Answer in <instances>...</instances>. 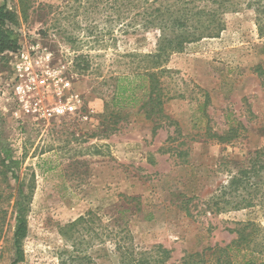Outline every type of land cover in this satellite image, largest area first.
<instances>
[{"label":"rangeland","instance_id":"374dc122","mask_svg":"<svg viewBox=\"0 0 264 264\" xmlns=\"http://www.w3.org/2000/svg\"><path fill=\"white\" fill-rule=\"evenodd\" d=\"M5 3L15 48L0 61V151L19 180L2 191L11 204L20 192L30 200L19 264H93L91 235L81 241L68 233L90 211L118 219L114 226L127 227L139 250H170L168 264H184L189 254L214 264L208 249L230 245L240 224L264 227V171L262 204L236 211L212 201L264 149V0H238L218 38L171 57L158 85L164 111L154 116L144 85L155 81L134 72L145 65L137 56L154 52L157 31L134 33L129 20L115 23L93 9V0ZM31 83L20 98L15 87ZM120 85L124 96L116 94ZM68 103L77 110L56 113ZM215 134L235 136L221 142ZM8 203L0 264L15 260ZM109 248L98 264H119ZM232 256L235 264L251 258L235 248Z\"/></svg>","mask_w":264,"mask_h":264},{"label":"trees","instance_id":"16d2710c","mask_svg":"<svg viewBox=\"0 0 264 264\" xmlns=\"http://www.w3.org/2000/svg\"><path fill=\"white\" fill-rule=\"evenodd\" d=\"M238 0H93V9H103L108 13L115 23L127 22L126 29L136 31H157V43L154 52L137 56L144 58V67L134 72L135 78L142 77L155 81V87L146 90V97L149 98L144 106L149 107L150 114L156 115L164 111L166 103L164 90L158 85L168 73L167 64L174 54L183 52L188 45L200 42L204 39L218 38L226 28L225 16L230 11L238 10ZM252 7V3H248ZM261 9V8H259ZM258 9V16L264 14V9ZM14 13L9 10L5 3L0 7V61L2 55L15 48L10 33L12 29H6V24L12 21ZM260 18V17H259ZM148 60V61H146ZM142 73V74H140ZM264 76V72L259 73ZM116 94L124 96L127 92L125 86L120 85ZM160 119V118H159ZM232 134V132H230ZM235 135L221 136L213 135L219 141L224 142L233 139ZM0 151V243L5 237L2 227L8 209L3 210L7 202L8 207L12 206V217L15 219V230L13 234V246L15 260L13 264L24 261V243L28 238V222L26 213L30 200L23 197L22 192L15 197L13 204L12 197L7 195L4 199L2 186L7 183L11 187V179L18 181V177L12 172V167L2 158ZM254 159H249V166L240 164L242 167L232 178L228 186H223L212 199L213 206L228 204L232 210H243L253 208L262 204L261 196L262 178L260 174L264 171V149L253 154ZM245 166V167H244ZM2 178V179H1ZM221 210V209H219ZM16 214V217H15ZM188 214H191L188 210ZM7 222V221H6ZM119 220L104 221L96 211H90L81 216L78 220L68 226V233L76 236L77 239L86 238L85 231L93 240V264H98V259L103 255L99 252H109L111 246L113 252L119 259V264H168L171 260V251L157 245L150 250H139L135 247L133 238L128 228L118 224ZM9 225V221H8ZM237 238L226 247L208 249L215 256L214 264H235L232 251L244 252V257H251L241 264H264V227L254 221L242 223L234 231ZM111 244V245H108ZM250 254V256H248ZM202 254H195L201 256ZM193 254L184 257V264H206L204 259L192 260Z\"/></svg>","mask_w":264,"mask_h":264},{"label":"built area","instance_id":"2783aa9c","mask_svg":"<svg viewBox=\"0 0 264 264\" xmlns=\"http://www.w3.org/2000/svg\"><path fill=\"white\" fill-rule=\"evenodd\" d=\"M24 84H21V85H17L15 87V90H16V93L17 95L22 98V99H25V97L28 96V94H30V92L32 91L33 89V83L31 84H28V85H24ZM64 89L66 87H70V83H65L63 86H62ZM25 102V100H23ZM79 102V101H77ZM77 104V103H76ZM27 107L29 108V105H27ZM39 105H36V106H31L30 107V110L34 111L35 113L38 112L40 109H39ZM77 110V107L74 103H68L64 106H58L55 111L57 114H64V113H67V112H75Z\"/></svg>","mask_w":264,"mask_h":264}]
</instances>
